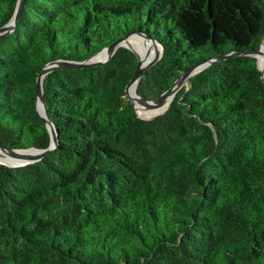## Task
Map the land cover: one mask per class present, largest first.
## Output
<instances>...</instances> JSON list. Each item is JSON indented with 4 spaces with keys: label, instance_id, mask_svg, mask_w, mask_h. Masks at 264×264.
I'll list each match as a JSON object with an SVG mask.
<instances>
[{
    "label": "trees",
    "instance_id": "trees-1",
    "mask_svg": "<svg viewBox=\"0 0 264 264\" xmlns=\"http://www.w3.org/2000/svg\"><path fill=\"white\" fill-rule=\"evenodd\" d=\"M18 0H0V28ZM162 57L137 86L157 98L187 67L264 40V0H25L0 36V145L46 149L38 74L83 62L123 35ZM136 55L46 75L56 148L0 164V264H264V81L230 57L191 77L168 109L140 119L125 88Z\"/></svg>",
    "mask_w": 264,
    "mask_h": 264
},
{
    "label": "water",
    "instance_id": "water-1",
    "mask_svg": "<svg viewBox=\"0 0 264 264\" xmlns=\"http://www.w3.org/2000/svg\"><path fill=\"white\" fill-rule=\"evenodd\" d=\"M25 0H18L17 6L15 13L11 19V21L0 28V36L8 34L12 32L17 24H18V19L19 16L23 10ZM138 36L142 39H146L150 41L151 43H155L159 45L160 47V53L159 55L154 58L153 60H143L139 57V55L133 51L130 47H128L125 44V41L129 39L132 36ZM261 46V45H260ZM120 47H125L132 51L136 57H137V67L136 70L131 77L130 81L128 82L126 88H125V93L128 98V100L131 102V104L134 106V109L136 111V103L141 104L143 107L148 108V109H157L161 108L163 106L165 107V110L152 118L148 119H143V120H152L160 115H162L169 107L171 102L174 100L176 94L178 91L185 85H182V79L184 77H193L194 75L200 73L204 69H206L208 66H210L213 62L225 60L230 57H237V56H250L256 59L257 67L261 72V77H262V69L260 68L258 64V60L256 57V53L259 51L260 47L256 50H249V51H244V52H232L228 54H222V55H217L215 57H212L210 59H207L205 61H201L199 63H196L194 65H191L187 67L184 71L181 72L180 76L176 79V81L173 83V85L166 91L164 92L161 96L157 98H144L141 97L137 94L136 91V99L132 98L129 95V87L133 83L139 84L141 78L145 74V72L152 67L161 57L163 54V49L162 46L153 38L139 33V32H133L130 34H126L112 42L110 45L99 51L97 54L94 56L88 58L87 60L83 62H68V61H56V62H51L46 64L40 73L38 74L37 81H36V91H35V109L38 114V116L43 120L45 123L48 133L50 135V145L46 149H35V148H29V149H21V150H16V149H7L4 148L0 145V156H5L7 158H13L15 160V164H7L5 162L0 161V164L6 165L8 167H22L28 164H33L36 163L40 160H42L45 156H47L49 153H51L57 146V134L55 127L53 125L52 120L50 119L48 113L46 112L44 101H43V82L47 74L52 72L55 69L59 68H84V67H92L96 65H101L107 63L112 55L120 48ZM263 80V78H262ZM264 81V80H263ZM137 113V111H136Z\"/></svg>",
    "mask_w": 264,
    "mask_h": 264
},
{
    "label": "bare ground",
    "instance_id": "bare-ground-1",
    "mask_svg": "<svg viewBox=\"0 0 264 264\" xmlns=\"http://www.w3.org/2000/svg\"><path fill=\"white\" fill-rule=\"evenodd\" d=\"M136 36V35H135ZM134 37V36H132ZM130 37L125 41V44L129 46L133 51H135L139 57L143 60L149 61L156 58L160 53L159 45L155 43H151L146 39H142L137 36V41H134L133 38ZM256 57L258 60V64L262 69L263 76H264V42L261 44L259 51L256 53ZM189 77H184L182 79V85L187 84ZM137 83H133L129 87V95L136 99V90H137ZM166 106L157 109H148L143 107L141 104L136 103V111L139 118H152L159 114H161L165 110ZM0 161L5 162L7 164H15V160L13 158H7L5 156H0Z\"/></svg>",
    "mask_w": 264,
    "mask_h": 264
},
{
    "label": "rangeland",
    "instance_id": "rangeland-1",
    "mask_svg": "<svg viewBox=\"0 0 264 264\" xmlns=\"http://www.w3.org/2000/svg\"><path fill=\"white\" fill-rule=\"evenodd\" d=\"M132 38H133L134 41H137V36H134V37H132ZM263 42H264V40L262 41V43H263ZM262 43H261V44H262ZM128 47H129V46H128ZM262 78H263V80H264L263 73H262ZM143 119H147V118H143Z\"/></svg>",
    "mask_w": 264,
    "mask_h": 264
}]
</instances>
